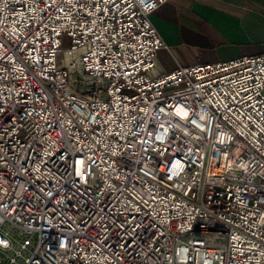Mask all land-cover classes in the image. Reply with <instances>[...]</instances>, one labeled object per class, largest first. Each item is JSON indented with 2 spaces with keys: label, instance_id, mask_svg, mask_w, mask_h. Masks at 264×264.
I'll list each match as a JSON object with an SVG mask.
<instances>
[{
  "label": "built area",
  "instance_id": "1",
  "mask_svg": "<svg viewBox=\"0 0 264 264\" xmlns=\"http://www.w3.org/2000/svg\"><path fill=\"white\" fill-rule=\"evenodd\" d=\"M166 1L0 0L20 264H264V53L155 74Z\"/></svg>",
  "mask_w": 264,
  "mask_h": 264
},
{
  "label": "crops",
  "instance_id": "2",
  "mask_svg": "<svg viewBox=\"0 0 264 264\" xmlns=\"http://www.w3.org/2000/svg\"><path fill=\"white\" fill-rule=\"evenodd\" d=\"M150 19L164 42L155 74L264 53V0H168Z\"/></svg>",
  "mask_w": 264,
  "mask_h": 264
},
{
  "label": "rangeland",
  "instance_id": "3",
  "mask_svg": "<svg viewBox=\"0 0 264 264\" xmlns=\"http://www.w3.org/2000/svg\"><path fill=\"white\" fill-rule=\"evenodd\" d=\"M63 44L62 48H68L70 46V40L67 37H63ZM0 232H6L8 234V237L11 240V248L9 249H0V262L2 264H5L9 258L11 257H16L17 256V264L21 263L22 256H28L30 255L32 251V247H29L28 249H23L21 247V242H22V236L18 232V230L9 222H3L0 224ZM35 240V237L33 236L32 241ZM20 250L22 253V256L18 257L17 252Z\"/></svg>",
  "mask_w": 264,
  "mask_h": 264
}]
</instances>
